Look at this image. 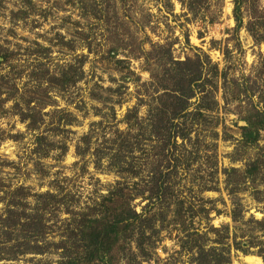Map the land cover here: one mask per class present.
<instances>
[{
  "label": "trees",
  "instance_id": "1",
  "mask_svg": "<svg viewBox=\"0 0 264 264\" xmlns=\"http://www.w3.org/2000/svg\"><path fill=\"white\" fill-rule=\"evenodd\" d=\"M23 1V7L13 15L25 19L35 5L31 0ZM119 1L77 2L81 15L94 19L101 27L103 37V49L96 52L92 48L96 39L91 38L90 33H81L83 45L80 47H86L89 53L99 55L101 59L110 56L114 60L122 49L125 53L135 46L147 63L154 62L153 67L146 68L151 83L145 90L149 92L145 117L139 115L137 107L129 109L123 120L124 129L113 126L107 134H102L109 150L102 155L98 150L94 153L98 163L95 166L105 159L107 168L120 175L121 180L109 185L106 194L100 193L97 198H89L86 202L68 187L73 180L68 176L56 177L52 184L54 191L41 193L23 185H0V203L4 205L0 213V264H15L7 262L27 254H44L50 251V247L61 250L59 264H134L139 256L143 260L151 257V248L160 232L157 222L164 224L169 214L172 216L170 222L182 227L185 233L182 248L192 253L194 264H230L229 240H232L231 247L244 255H249V249L258 245L256 241H238V237L245 238L246 235L231 236L228 226H210L207 232H200L192 222L191 228H186L185 210L191 207L184 206L183 192L175 187L184 179L182 173L186 174L190 157L199 153L201 132L198 129L209 125L208 113L218 107L216 96L220 89L223 98L228 94L230 100L241 107L238 114L245 124L240 127V146L244 149L258 147L264 132V110L252 100L256 80L253 79V92L248 94L236 77L211 63L200 48L189 44L188 38V47L196 52L191 55L182 52L183 56L175 53L177 39L152 43L146 36L140 41L139 30L147 27L153 30L151 14L137 5L136 0H127L130 2L129 19L122 22L129 31L126 38L119 26L115 27L118 20L123 21L115 9ZM178 1L185 10L181 16L187 21L197 18L214 26L222 15L224 0ZM232 1L235 31L245 28L257 44L264 43V4L261 0ZM168 3L166 9L174 15L173 4L170 0ZM57 36L61 46L71 51L77 49L73 41L65 40L60 34ZM144 41L150 43L148 51L141 49ZM96 45L100 44L97 42ZM18 47L14 49L0 43V114L16 115L26 130L34 135L33 152L38 156L34 166L39 173L47 175L41 160L50 158L57 149L60 150L59 157L67 152V145L63 141H53L51 136L60 135L68 125L77 121L73 113L57 105V99H64L69 89L82 79L89 54L59 63L52 61L51 48L37 41L29 43L22 52ZM116 62L122 64L125 60ZM151 86L153 90L150 92ZM111 110L115 113L113 108ZM96 114L102 119L92 123V127L104 123L102 110L97 108ZM92 133L90 130L83 141L89 144ZM10 135L13 139L24 136L22 133ZM84 153L85 150L77 147L78 157L83 158ZM254 156L242 171L237 168L225 170L226 183L231 187L230 193H234L243 190L241 185L246 182H253V188L250 187L253 200L264 203V147L260 155ZM197 189L199 192L213 190L205 186ZM233 206L230 213L233 222L252 223V229L264 233V217L243 221L241 204L234 202ZM212 211L219 214L214 208L204 213L209 216ZM196 215L197 212L192 213L191 217ZM208 232L215 234L216 238H209ZM53 236L58 239L48 238ZM259 255L264 259V253L259 252Z\"/></svg>",
  "mask_w": 264,
  "mask_h": 264
},
{
  "label": "rangeland",
  "instance_id": "2",
  "mask_svg": "<svg viewBox=\"0 0 264 264\" xmlns=\"http://www.w3.org/2000/svg\"><path fill=\"white\" fill-rule=\"evenodd\" d=\"M31 1L35 9L30 8L28 17L22 19L13 13L23 7V0H0L1 44L14 49L20 46L22 52L29 43L37 41L51 48L52 61L59 63H66L77 55L89 54V56L85 59L82 79L75 87H71L68 93L66 92L64 99H57V105L73 113L77 121L68 125L65 128L66 131H61L60 135L51 136L55 142L63 141L67 145V152L59 157L60 150L57 149L52 152L50 158L41 160L47 175L39 173L34 166L38 159L33 152L34 135L26 130L25 124L20 122L16 115L0 114V185L12 187L23 185L41 193L48 190L54 191L52 184L56 177L68 176L73 179L68 187L76 192L81 201L86 202L89 198H97L100 193L106 194L109 185L121 180L120 175L107 168L108 163L105 159L103 162L99 161L100 165L96 167L98 163L94 153L98 150V154L102 155L109 150V144L105 142L102 134L104 132L107 134L113 126L124 129L123 120L129 109L137 107L139 115L145 117L149 97V92L146 93L145 90L149 86L148 83H151V77L146 68L153 67L154 62L151 60L147 63L144 57H140V50L135 49V46H132L130 50L128 48L127 51L125 49V53H122V49L114 60L110 56L106 60L101 59V56L89 53L86 47H80L83 45L81 33H90V37L96 39V43L92 44L96 52L103 49L101 46L103 37H101V27L96 25L94 19L81 15L78 0ZM170 1L173 4L171 8L174 15L166 9V7L169 8L168 0H136L137 5L151 14L150 26L153 30L151 31L150 27L139 30L138 39L141 41L147 36L152 43L163 42L164 39H177L175 53L183 56L182 52L190 55L196 52L188 47L186 43L188 38L189 44L200 48L209 57L211 63L217 64L220 70H227L229 74L236 77L242 84V88L247 89L248 94L253 92V79L256 80L255 96L252 100L264 110V43L257 44L245 28L235 31L233 1L224 0L222 15L216 20L214 26H209L206 21L197 20V18L187 21L184 16H181L185 10L182 9L180 2ZM261 2L264 4V0ZM129 5L130 2L127 0H120L115 7L118 15L123 17V21L118 20L115 27L119 26L120 32L126 38L129 31L126 24L124 23L123 26L122 22H127L129 19ZM24 8L27 7L24 6ZM188 17L191 18L190 15ZM57 34L67 41H73L77 49L71 51L61 46ZM126 38L124 40L127 41ZM97 42L100 45H96ZM143 43L141 49L148 51L150 43L147 41ZM104 47L106 48V45ZM136 55L138 57H134ZM118 59L125 60V63H117ZM143 83L148 85L143 87ZM152 90L153 87L150 92ZM225 96L226 98H223V91L220 89L216 96L218 107L208 113L210 114L209 125H202L198 129L201 132L199 153L190 157L189 168L186 174L182 173L184 179H181L175 187L183 192L181 195L186 202L184 206L191 207L190 210H185L186 228H191L192 222L200 232H207L210 226L216 228L228 226L231 236L246 235L245 238L238 237V241L250 240L258 244L249 249V255H244L231 247L232 240H229L230 264H264L263 257L259 255V252L264 253V233L252 229V223H235L230 217L234 208L233 203L238 202L241 204L243 221L251 218L260 220L264 217L262 211L264 203L253 200L251 189L253 182H246L245 185H241L243 190L230 193L231 187L227 186V176L224 173L231 168L242 171L246 168V164L253 160L254 155H260L264 147V132L261 134L258 147L242 148L239 143L240 127L245 123L238 114L241 107L231 101L228 94ZM243 97L242 94V99ZM97 108L103 112L104 123L101 126L92 127V123L102 119L96 114ZM111 108L115 113H112ZM113 114L114 117H112ZM215 124L217 125L214 126ZM90 130L93 131V139L88 144L82 138ZM19 133L24 136L18 139L10 137V134ZM77 147L85 150L83 158L77 156ZM200 186L213 190L199 192L197 188ZM3 208V203H0V213ZM212 208L219 210V214L212 211L207 216L204 213L205 210ZM196 212L198 215L191 217L192 213ZM171 220L172 216L169 214L167 222L164 224L157 222L160 232L151 248V257L143 260L139 256L134 264H194L192 253L182 248L185 237L182 227L173 224ZM253 235L258 239L252 237ZM208 236L211 239L216 238L212 232H208ZM48 238L58 239L56 236ZM60 251L50 247V251L44 254H27L7 263L59 264Z\"/></svg>",
  "mask_w": 264,
  "mask_h": 264
},
{
  "label": "bare ground",
  "instance_id": "3",
  "mask_svg": "<svg viewBox=\"0 0 264 264\" xmlns=\"http://www.w3.org/2000/svg\"><path fill=\"white\" fill-rule=\"evenodd\" d=\"M250 259V258H249ZM252 259V258H251Z\"/></svg>",
  "mask_w": 264,
  "mask_h": 264
}]
</instances>
